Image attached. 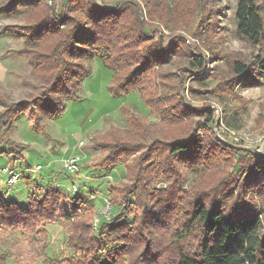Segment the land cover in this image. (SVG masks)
<instances>
[{
    "label": "trees",
    "instance_id": "trees-1",
    "mask_svg": "<svg viewBox=\"0 0 264 264\" xmlns=\"http://www.w3.org/2000/svg\"><path fill=\"white\" fill-rule=\"evenodd\" d=\"M56 4L55 0H28L18 8L27 12V21L14 28L26 36L23 51L35 63L33 75L45 78L47 84L41 94L20 101L0 93V138L13 129L21 114H28L40 128L43 121L62 114L68 101L80 100L83 80L91 75L87 62L93 54L113 72L112 95L138 92L153 115L174 129L183 127V133L154 134L149 142L103 135L99 145L106 155L94 166L127 162L129 183L104 185L112 204L123 206L122 215L99 218L95 226L94 204L65 211L71 226L67 246L73 251L66 264H264V217L256 203L246 198L242 187L235 198L225 197L236 181L229 173L230 165L224 166L226 154L213 132L214 112L197 109L209 111L202 128L212 140L198 141L197 129L188 131L193 109L182 89L188 76L206 73L201 78H214L220 93L233 94L226 89L228 83L207 71L210 58L220 57L214 54L219 43L213 38L217 35L212 21L204 23L210 13L206 0H60L58 8ZM235 15L241 36L255 43L264 40V19L256 0H239ZM182 24L192 26L191 37L200 41L195 48L183 33L165 40L161 27L177 29ZM201 47L208 48L210 57ZM179 55L186 57L185 65L175 72L164 71L163 64ZM257 60L264 65V53ZM251 69L243 61H232L237 80L251 74ZM145 118L132 117L129 126L143 135L150 127ZM22 149L15 145L6 151L0 145V155L7 152L15 162L23 158ZM247 156L240 163L248 160L255 171L250 181L264 184V162ZM198 163L209 165L212 177L182 188L183 169ZM157 176L166 186L151 185ZM60 199L52 189L42 198L30 197L29 209H22L17 202L7 203L0 193V226L40 233L41 227L57 220ZM8 256L0 253V264H7Z\"/></svg>",
    "mask_w": 264,
    "mask_h": 264
},
{
    "label": "rangeland",
    "instance_id": "rangeland-1",
    "mask_svg": "<svg viewBox=\"0 0 264 264\" xmlns=\"http://www.w3.org/2000/svg\"><path fill=\"white\" fill-rule=\"evenodd\" d=\"M27 1L0 0V93L11 101L26 99L31 94L39 95L47 84L45 78L33 75L35 63L28 60L23 51L27 46L26 36L14 28L26 24L27 12H21L18 8ZM55 1L58 8L60 0ZM238 1L206 0L210 13L204 17V23L212 21L211 28L216 30L217 36L213 38L218 39L219 45L214 48V54L220 57L210 58L207 71L217 77V81L228 83L226 89L233 90V94L220 93L214 78H201L206 73L188 76L182 89L186 103L193 109L188 116V131L197 129L198 141L208 137L212 140L210 133H206L202 127L209 112L206 109L214 112L213 132L219 149L226 154L224 166L229 164L232 167L229 166V173L236 181L226 194V200L235 198L239 187H242L246 198L256 203L258 212L264 217V184L253 185L250 180L255 171L248 160L240 163L243 156L248 159V154H252L258 162H264V157L236 147L250 145L264 148V65L257 63V57L264 53V40L255 43L239 34L235 15ZM256 3L264 19V0H256ZM161 28L167 42L171 40L172 34L178 33L186 35L187 43L193 48L194 43L200 42L191 37V25L182 24L177 29ZM201 49L210 57L208 48ZM174 57L173 61L163 64L164 71L175 72L185 65V56ZM233 60L249 64L252 73L241 81L235 79ZM87 64L91 75L83 80L80 100L68 101L62 114L43 121L40 128L28 114H21L15 120L13 129L6 130L0 138L1 148L6 151H12L15 145L24 148L21 150L23 158L15 162H12L7 152L0 155V193L4 200L7 203L17 202L22 209H29L30 197L42 198L52 189L57 190L62 200L57 220L41 227L40 233L4 230L0 226V253H8L7 264H66L73 251L67 246L70 222L63 214L76 206L94 204L95 219L111 220L122 215L123 206L112 204L104 185L107 182L118 186L129 183L125 169L127 162L121 161L106 168L94 166L106 155L103 146L99 145L105 133L117 139L144 142L151 141L154 134L168 133L174 136L183 133L181 125L174 129L169 122L153 115L138 92H130L125 96L112 95L110 87L113 72L94 54ZM170 77L173 80V76ZM198 107L206 109L197 111ZM0 109H3L2 104ZM136 116L146 117L150 125L143 135L129 126L131 118ZM71 160L78 161L75 171L65 168V163ZM219 162L222 165V158ZM38 164L43 168L36 169ZM6 166L16 168L20 174L19 182L13 185L8 183L9 175L2 171ZM197 166L183 169L182 188L190 189L196 182L212 177L209 165L198 163ZM151 185L156 188L166 186L162 177L158 176ZM105 255H102V260H106Z\"/></svg>",
    "mask_w": 264,
    "mask_h": 264
},
{
    "label": "built area",
    "instance_id": "built-area-1",
    "mask_svg": "<svg viewBox=\"0 0 264 264\" xmlns=\"http://www.w3.org/2000/svg\"><path fill=\"white\" fill-rule=\"evenodd\" d=\"M36 169H42V165L41 164H38L36 167ZM65 168L67 170H70V171H75L78 169V161L77 160H71V161H67L65 163ZM3 172L5 173H8L9 175V178H8V183L9 184H15L17 182H19L20 180V174L17 173V170L16 168L14 167H10V166H6L2 169ZM99 222V219H95V226L98 224Z\"/></svg>",
    "mask_w": 264,
    "mask_h": 264
},
{
    "label": "water",
    "instance_id": "water-1",
    "mask_svg": "<svg viewBox=\"0 0 264 264\" xmlns=\"http://www.w3.org/2000/svg\"><path fill=\"white\" fill-rule=\"evenodd\" d=\"M236 147L251 151L256 156L264 157V148L258 149L250 145H245V146L242 145V146H236Z\"/></svg>",
    "mask_w": 264,
    "mask_h": 264
}]
</instances>
